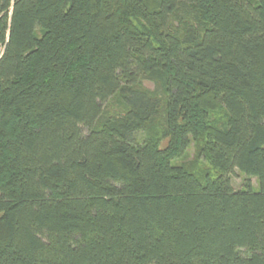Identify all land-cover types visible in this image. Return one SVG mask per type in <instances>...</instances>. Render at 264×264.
Wrapping results in <instances>:
<instances>
[{
    "label": "trees",
    "instance_id": "16d2710c",
    "mask_svg": "<svg viewBox=\"0 0 264 264\" xmlns=\"http://www.w3.org/2000/svg\"><path fill=\"white\" fill-rule=\"evenodd\" d=\"M0 43V264H264V0H0Z\"/></svg>",
    "mask_w": 264,
    "mask_h": 264
},
{
    "label": "rangeland",
    "instance_id": "374dc122",
    "mask_svg": "<svg viewBox=\"0 0 264 264\" xmlns=\"http://www.w3.org/2000/svg\"><path fill=\"white\" fill-rule=\"evenodd\" d=\"M1 51H2V44L0 43V53H1ZM145 84L147 86H150L151 85L150 83H147V82ZM194 156H195L194 146L191 145L187 149V151H185V153L182 156H180L179 158H177V160L178 161L190 160V159H193ZM204 163L206 164L207 162H204ZM243 178L244 177L240 173L232 175V183H233L234 187H241L242 186V182H243ZM251 183H252V185L254 187L256 186V180H255V178H251Z\"/></svg>",
    "mask_w": 264,
    "mask_h": 264
}]
</instances>
